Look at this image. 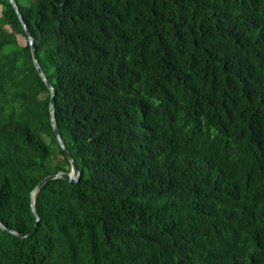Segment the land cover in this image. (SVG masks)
<instances>
[{"label": "trees", "instance_id": "1", "mask_svg": "<svg viewBox=\"0 0 264 264\" xmlns=\"http://www.w3.org/2000/svg\"><path fill=\"white\" fill-rule=\"evenodd\" d=\"M15 1L0 264H264V0Z\"/></svg>", "mask_w": 264, "mask_h": 264}, {"label": "water", "instance_id": "2", "mask_svg": "<svg viewBox=\"0 0 264 264\" xmlns=\"http://www.w3.org/2000/svg\"><path fill=\"white\" fill-rule=\"evenodd\" d=\"M10 3L12 4L13 8L15 9L19 20L22 23V26L24 28L25 34L27 36V40H28V44L30 47V51H31V55H32V60L34 63L35 68L37 69L40 77L43 79V81L45 82L49 92H50V112H51V123L53 126V130L56 136V139L60 145V147L62 148L63 152L65 153L68 161H69V171L68 172H64V171H59L57 173H53L50 175H47L45 178H43L32 190L31 192V207H32V211L34 212V214L36 215V218L38 220V216L35 210V202H36V197L37 194L39 192V190L42 188V186L49 180H53V179H65L69 182H73V181H77L78 177H79V168L74 160V158L72 157L71 153L69 152V150L67 149V147L65 146L62 137L59 133L58 127L56 125L55 122V115H54V110H55V105H56V101H55V90L52 87V85L49 83V81L46 79L40 65H39V61H38V57H37V53H36V48L34 45V41H33V37L31 36L29 30L26 27V24L23 21V17L19 11V7L16 3L15 0H10ZM0 226L3 227L4 229H7L6 227H4L1 223Z\"/></svg>", "mask_w": 264, "mask_h": 264}, {"label": "rangeland", "instance_id": "3", "mask_svg": "<svg viewBox=\"0 0 264 264\" xmlns=\"http://www.w3.org/2000/svg\"><path fill=\"white\" fill-rule=\"evenodd\" d=\"M18 39L21 44H25V39L23 37L19 36Z\"/></svg>", "mask_w": 264, "mask_h": 264}]
</instances>
